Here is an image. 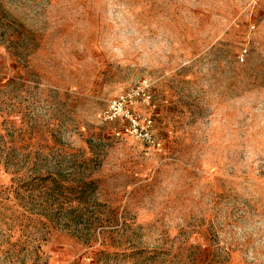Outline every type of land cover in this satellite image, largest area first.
Here are the masks:
<instances>
[{
    "label": "rangeland",
    "instance_id": "374dc122",
    "mask_svg": "<svg viewBox=\"0 0 264 264\" xmlns=\"http://www.w3.org/2000/svg\"><path fill=\"white\" fill-rule=\"evenodd\" d=\"M143 79L153 146L104 118ZM0 134L118 223L103 254L0 225V264H264V0H0Z\"/></svg>",
    "mask_w": 264,
    "mask_h": 264
},
{
    "label": "trees",
    "instance_id": "16d2710c",
    "mask_svg": "<svg viewBox=\"0 0 264 264\" xmlns=\"http://www.w3.org/2000/svg\"><path fill=\"white\" fill-rule=\"evenodd\" d=\"M3 146L0 173L11 178L10 185L0 186V225L9 229L10 225L18 226L20 238L33 236L35 242L30 246L37 251L43 231L46 229V235L50 229H58L89 246L98 243L104 247L100 253L106 252V247L112 245L109 240L116 231V223L109 218L108 210L100 208L99 179L85 167V160L81 163L76 160L79 166H75V171L64 169L62 164L48 167L46 162L38 163L37 158L42 154L39 151L19 149L17 152L13 146ZM20 241L17 239L14 245H20Z\"/></svg>",
    "mask_w": 264,
    "mask_h": 264
},
{
    "label": "built area",
    "instance_id": "2783aa9c",
    "mask_svg": "<svg viewBox=\"0 0 264 264\" xmlns=\"http://www.w3.org/2000/svg\"><path fill=\"white\" fill-rule=\"evenodd\" d=\"M152 98V83L149 79H143L130 90L114 98L104 113V118L106 120L127 118L130 123L127 125L128 127H126L125 132L132 133L142 139L148 146H153L155 138L152 131V119L145 118L143 121H140L133 111L136 104H150Z\"/></svg>",
    "mask_w": 264,
    "mask_h": 264
}]
</instances>
